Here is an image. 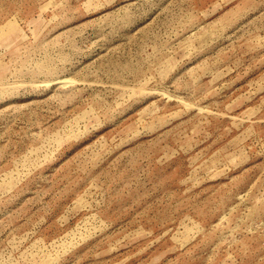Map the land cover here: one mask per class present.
<instances>
[{"label":"rangeland","instance_id":"rangeland-1","mask_svg":"<svg viewBox=\"0 0 264 264\" xmlns=\"http://www.w3.org/2000/svg\"><path fill=\"white\" fill-rule=\"evenodd\" d=\"M0 264H264V0H0Z\"/></svg>","mask_w":264,"mask_h":264}]
</instances>
